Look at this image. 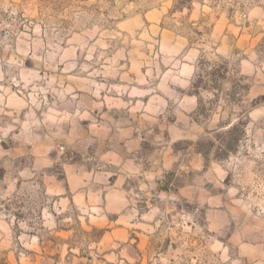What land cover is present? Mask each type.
<instances>
[{
  "label": "rangeland",
  "instance_id": "obj_1",
  "mask_svg": "<svg viewBox=\"0 0 264 264\" xmlns=\"http://www.w3.org/2000/svg\"><path fill=\"white\" fill-rule=\"evenodd\" d=\"M0 264H264V0H0Z\"/></svg>",
  "mask_w": 264,
  "mask_h": 264
},
{
  "label": "trees",
  "instance_id": "obj_2",
  "mask_svg": "<svg viewBox=\"0 0 264 264\" xmlns=\"http://www.w3.org/2000/svg\"><path fill=\"white\" fill-rule=\"evenodd\" d=\"M209 74H214V71L209 72ZM244 124H245L244 122H240V121L233 123L230 122L228 124L220 123L217 128L212 130V132L218 131V129L220 128L227 127L224 133L229 134V136H231V144H229L227 152H232L236 149L240 137L244 134V129L241 128V130H239V134H237L236 132L238 131L240 126L244 127L245 126ZM197 144H199V141L197 142ZM209 144L214 145V142L210 141ZM198 152L205 156V152H203V150H200L198 148Z\"/></svg>",
  "mask_w": 264,
  "mask_h": 264
}]
</instances>
